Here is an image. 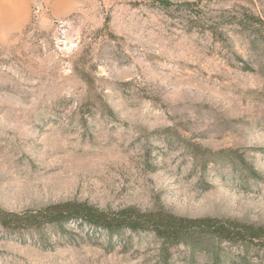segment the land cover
I'll return each mask as SVG.
<instances>
[{
    "label": "rangeland",
    "instance_id": "1",
    "mask_svg": "<svg viewBox=\"0 0 264 264\" xmlns=\"http://www.w3.org/2000/svg\"><path fill=\"white\" fill-rule=\"evenodd\" d=\"M65 202L264 227V0H0V211ZM218 255L0 228V264H264Z\"/></svg>",
    "mask_w": 264,
    "mask_h": 264
},
{
    "label": "trees",
    "instance_id": "2",
    "mask_svg": "<svg viewBox=\"0 0 264 264\" xmlns=\"http://www.w3.org/2000/svg\"><path fill=\"white\" fill-rule=\"evenodd\" d=\"M164 3V0H157ZM250 21L257 17L245 16ZM73 225L99 231L108 239L123 233L151 234L159 243L164 263L173 247L183 246L193 255L208 252L216 261L222 244L238 247L264 248V227L246 225L233 220L210 217L186 218L164 211H140L124 208L102 211L91 205L77 202L52 204L38 210L21 213L0 211V228L11 234L40 233L45 229L63 232Z\"/></svg>",
    "mask_w": 264,
    "mask_h": 264
}]
</instances>
